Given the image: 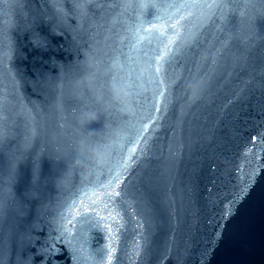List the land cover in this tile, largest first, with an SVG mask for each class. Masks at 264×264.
<instances>
[{
  "label": "water",
  "instance_id": "95a60500",
  "mask_svg": "<svg viewBox=\"0 0 264 264\" xmlns=\"http://www.w3.org/2000/svg\"><path fill=\"white\" fill-rule=\"evenodd\" d=\"M179 2L0 0L4 264H108V227L112 264H264V3L224 0V18L218 11L206 21L192 49L166 65L165 77L156 72L158 37L137 55L129 29L161 27L175 12L169 5ZM199 11L206 9L186 22L185 34L199 26ZM192 75L206 81L196 96L187 83ZM165 79L170 87L160 84ZM146 124L141 154L143 140L135 142ZM82 143L112 154H81ZM133 147L139 159L121 177L128 189L114 206L119 221H109L103 205L82 207L90 204L81 199L84 189L106 183ZM244 185L250 190L225 224V207ZM72 204L74 222L105 223H77L75 254L59 241L58 253L45 252Z\"/></svg>",
  "mask_w": 264,
  "mask_h": 264
},
{
  "label": "snow or ice",
  "instance_id": "6c2138e0",
  "mask_svg": "<svg viewBox=\"0 0 264 264\" xmlns=\"http://www.w3.org/2000/svg\"><path fill=\"white\" fill-rule=\"evenodd\" d=\"M81 4H86L92 2V0H79ZM261 3H264V0H260ZM224 3V0H181L176 5H169V7H175V12L172 13L168 17V20L164 22V24L157 28L156 23L152 24V27L149 29L141 30L138 26L136 27L135 31L129 29L132 32V43H131V50L135 52L137 55L141 53V50L145 46V41L150 45L152 43L151 37L157 36L160 43L163 45L162 49H157V55L159 56V60L162 61L161 66L156 69L157 74L161 73L162 69L164 70V74L166 77V65L171 61V59L175 58L178 54H180L184 50H191L192 47L198 42L199 36L201 34V29L204 26V23L208 20H212L218 13L220 12L221 19L224 18V12L221 10V4ZM189 9V11L184 14L181 13L179 17L176 19L175 23H172V16L176 13H180L181 9ZM206 9V11H199V26H193V28H189L187 34L184 33V29L187 27L186 22L189 21L191 17H193L198 10ZM82 11H86V9H82ZM162 17L158 16L157 20H161ZM143 23V21L141 22ZM123 39H127L126 37ZM123 42V40H122ZM147 55V53H144ZM215 63V59L213 61ZM115 66V65H114ZM197 75H192L188 78L187 83L192 87V95L196 96L203 91L206 87V81L203 78L199 79ZM161 85H166L167 81L161 80ZM167 86H171L167 84ZM129 87H132L129 84ZM112 91L119 96L120 91V84L116 76H112V84H111ZM128 95V93H124ZM165 95L164 91L160 92V96L163 97ZM4 97L0 96V145L3 143L4 133H3V114H2V107H3ZM159 111V109H157ZM81 126L85 127V130H89L88 122L86 119L81 120ZM149 125L146 124L144 126L143 131L140 133L139 137L136 139V145L141 144V140H143L144 146L140 147V153L143 154L146 150V145L148 143L147 138L145 137V133L148 132ZM255 139V137H253ZM262 144H264V140H262ZM121 149L123 148V144L120 145ZM96 151H107L108 155L111 156V151L108 149V146L104 145H91V144H84L82 143L80 146L81 154L85 150H93ZM137 148L133 147L131 149L132 155L127 156L123 160H117L115 166V173H112V170L109 169V178H107L106 183H101L98 188L96 185H92L91 188H85L82 193V201L88 200L90 204H83L82 207L87 209L88 207H92L93 211H95L96 206L103 205L102 211L107 213V219L113 223L118 222L120 218L119 212L114 211V206L119 203L117 198H124L127 196V189L128 185L125 184L122 186L121 177L123 174L128 173L129 169L133 164L137 162L139 156H136L133 159V156L136 154ZM4 171V162L2 158H0V178L3 176ZM15 175V165L12 166L10 169V179L13 178ZM99 179V177L97 178ZM250 188L249 185H244L239 189V192L234 196V198L228 203L225 207L223 213V220L225 224L229 219H231L238 210V205L243 202V199L247 196ZM92 193L90 196L89 193ZM98 193V194H97ZM73 208H75V204L68 206V214L65 215L64 213L60 214L59 221L56 225L55 230L59 233L56 237L55 241L53 242V247L51 249H45V252H51L53 255L59 252V249L55 247V242H63L67 247H69L73 253L77 252L72 246V236L71 233L74 229H76L77 223L80 225H88L92 229H99L102 223H105V217H101L100 220L93 222L92 217H84L80 221H75V217L71 215ZM100 213H96L99 215ZM80 212H76V216H80ZM107 227V224L105 225ZM109 232V243L107 245V262L108 264H112L113 262V255L115 253V248L112 247L111 241L115 239L111 235L112 228L108 227ZM216 240L215 242H219L223 238V231H218L215 234ZM136 256L137 258L140 257L143 251V246L140 244L136 245ZM103 254V250H101V255ZM81 257L78 255L74 256V259L78 261ZM0 264H4L2 258V250H0Z\"/></svg>",
  "mask_w": 264,
  "mask_h": 264
},
{
  "label": "clouds",
  "instance_id": "9594fccd",
  "mask_svg": "<svg viewBox=\"0 0 264 264\" xmlns=\"http://www.w3.org/2000/svg\"><path fill=\"white\" fill-rule=\"evenodd\" d=\"M92 154H93V155H97V153H96V150H95V149H93V150H92Z\"/></svg>",
  "mask_w": 264,
  "mask_h": 264
}]
</instances>
